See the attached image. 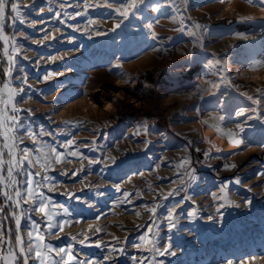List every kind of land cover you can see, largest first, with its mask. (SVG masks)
<instances>
[{
	"label": "rangeland",
	"instance_id": "rangeland-1",
	"mask_svg": "<svg viewBox=\"0 0 264 264\" xmlns=\"http://www.w3.org/2000/svg\"><path fill=\"white\" fill-rule=\"evenodd\" d=\"M124 2L9 0L0 96L16 92L6 124L32 163L14 168V204L0 127V264L9 245L20 257L18 236L33 245L28 264L37 243L53 249L49 264L61 248L64 264H264V0H144L127 18ZM194 67L197 89L159 84ZM120 82L123 98L106 106L101 92ZM41 194L51 220L33 204Z\"/></svg>",
	"mask_w": 264,
	"mask_h": 264
},
{
	"label": "snow or ice",
	"instance_id": "snow-or-ice-1",
	"mask_svg": "<svg viewBox=\"0 0 264 264\" xmlns=\"http://www.w3.org/2000/svg\"><path fill=\"white\" fill-rule=\"evenodd\" d=\"M249 2H251V0H249ZM49 3H51V0H49ZM144 0H125V2L122 4L121 8H117L116 12H118L120 15L124 16L125 18L128 17L129 13L127 11L128 8H133V9H139V4H143ZM9 4V0H0V30H2L3 28V24H4V19H5V9ZM107 7H111V5H106ZM157 11H159V9H156ZM11 11L15 13V17L19 18L21 13H20V7L18 3H11ZM135 14V13H133ZM57 15H59L57 13ZM182 23V21H180ZM117 28L120 27V25L118 24L116 26ZM149 28L152 27L151 24L148 25ZM197 27H199V25H197ZM115 30V29H113ZM179 31H182L183 29H178ZM153 36H155V34L153 33ZM0 38H4L5 40H7V37H2V32H0ZM11 59V57H10ZM11 74V69L9 70V75ZM5 91H7L8 96H7V101H5L3 99L2 96H0V105H7V104H12L13 101V97L16 95V92L14 89H11L8 87V85L4 86ZM249 99H251V97H249ZM12 111H19V109L15 108L14 104L12 106ZM6 107L5 108H0V116L4 117V119L0 120V127H4L7 121H15V117L14 116H6ZM221 119H223V117H221ZM11 129H9L10 131ZM241 131H243V128L241 127L240 129ZM5 135H7V133H5ZM29 135L33 136V139H35V134L33 133H29ZM229 135L231 136V133H229ZM234 143H240V141H233ZM53 152H55V149L52 150ZM23 158L19 161H17L15 159V156L11 153L10 151V155H12V159L9 161V166L7 169V176L10 178L9 179V184L7 186H11L17 183L15 177L13 176V168L14 166L19 167L22 166L24 163V160H28V163L31 164L32 161L28 158V150L24 149L23 150ZM71 155H77V153H70ZM60 157V153H56V158L59 159ZM37 163H39V160H37ZM45 167H47V165H44ZM29 176L32 175V173H28ZM36 175H39V173H37ZM194 178V177H193ZM27 183L29 185H31L32 180L27 181ZM237 183H239V181H237ZM0 185H4V180L0 179ZM6 186V187H7ZM27 193V197L28 199L25 200L24 202L27 203L28 200H32V198L34 196H36V192L33 188L29 187L26 190ZM2 195L7 199V200H13V195H9L8 191H3ZM22 195V193L20 191H16L14 193L15 197H20ZM126 195H130V193H126ZM169 195H171V193H169ZM166 198V197H165ZM15 203L17 205L20 204V200L17 199L15 200ZM33 204L35 205L36 209L43 212L45 214V216L51 220L53 217V213L46 211V198L43 197V195L41 194L39 197V200H33ZM3 211V208H0V212ZM150 211L153 212V214H155V208L151 209ZM65 213H67V209H65ZM137 215H139L137 213ZM169 219L171 220V217H169ZM67 223L66 221L61 222L60 224H49L48 227L49 229L52 228H56L59 227L61 231H63V224ZM16 224L19 227L20 224V219L19 217H16ZM174 224H170V227H174ZM54 234V233H53ZM33 233H29V238L31 239ZM2 239V238H0ZM73 240H75V237H72ZM141 239H145L144 237H142ZM38 240L39 241H43L44 240V236L43 235H38ZM81 243H84V241H80ZM17 244L19 245V253H20V257H22L23 259V264H28V260L29 257L27 255H24V253L27 251L28 253H32L34 251L33 245L29 244L27 246V248L24 247V241L21 237H17ZM100 245L97 244V247H99ZM139 246V245H137ZM169 247H171L169 245ZM47 251H53V249L46 244H42V243H37L35 245V258L39 261V264H49V258L46 255V252L44 250ZM157 251L159 252V249H157ZM61 254H65V255H70L69 252H66V250L64 248H61L57 251V255L61 256L60 261H56V260H51L50 264H64V259L63 256ZM163 254V253H160ZM171 255H175V253H170ZM17 256L16 252L12 249L11 245H9L8 250H7V256H5L3 259L5 260V264H15L16 260L18 258H20ZM72 260H75L76 257H71ZM78 264H84L83 261H79Z\"/></svg>",
	"mask_w": 264,
	"mask_h": 264
},
{
	"label": "bare ground",
	"instance_id": "bare-ground-1",
	"mask_svg": "<svg viewBox=\"0 0 264 264\" xmlns=\"http://www.w3.org/2000/svg\"><path fill=\"white\" fill-rule=\"evenodd\" d=\"M153 16L154 17H158V15H153ZM4 22H5V19H4ZM3 26H4V24H3ZM0 32H2V37H5V35L3 33V28H2V30H0ZM1 39L4 41V43L6 45L8 44L7 40H5L4 38H1ZM190 69H186V70H183V71H179L178 70L179 72L175 71L174 73H169V74L166 75V79H167L166 82L160 81L159 84H161L162 86H164V85L165 86H167V85L171 86V88H170L171 92L175 91V93H172L171 96H174V95H177V94L184 95L187 92H189L190 89L185 90V88L186 87L192 88V86H194V85H191V84L188 85V83L191 82L192 80H194V82H196L195 86L197 85L196 86V89H197L198 86L202 84V81L199 80L198 77L193 79V76H195L199 72L200 67H194L193 69H191V70ZM233 77H235V76H233ZM237 78H239V77H236V79ZM126 89H127V87H125V83L124 82H120L119 84H116L113 88H110V89H107V90H103L101 93H102L103 97H105L106 106L115 107L116 100H118L121 97L123 98ZM4 92H5V90H4ZM2 93H3V91H2ZM3 95L6 97L7 92L3 93ZM5 97H4V100L7 101V98H5ZM5 107H6V105H1V108H5ZM83 107L87 108L88 104L84 105ZM83 111H86V110H83ZM6 123H8V121ZM5 127H6V130H5ZM5 133H7V135H5ZM3 136L6 139V146H7L8 151L9 152L11 151V153L15 156V159L18 161V159H17L18 158V150L16 149L15 143H14V141L12 139V135H11L9 129H8V124H6V126H4V128H3ZM224 148H225L224 152H232V151L238 150L239 148H241V146L238 145V144H234V145L233 144H228ZM11 159H12V155H11L10 160ZM14 168H15V166H14ZM14 168H13V176L15 177ZM15 187H16V184L9 186V189H10L12 195H13L12 202L14 204H16L15 203L16 197L14 196V188ZM19 219H20V223H21V221H22L21 217Z\"/></svg>",
	"mask_w": 264,
	"mask_h": 264
},
{
	"label": "built area",
	"instance_id": "built-area-1",
	"mask_svg": "<svg viewBox=\"0 0 264 264\" xmlns=\"http://www.w3.org/2000/svg\"><path fill=\"white\" fill-rule=\"evenodd\" d=\"M232 96L234 99L241 101L245 104H250V105H252V104L254 105L260 101V96H249V95L243 94L241 92H233L232 91ZM249 97H251V99H249Z\"/></svg>",
	"mask_w": 264,
	"mask_h": 264
},
{
	"label": "trees",
	"instance_id": "trees-1",
	"mask_svg": "<svg viewBox=\"0 0 264 264\" xmlns=\"http://www.w3.org/2000/svg\"><path fill=\"white\" fill-rule=\"evenodd\" d=\"M8 222H9V224H10V228H12V231H13V227H12V225H13V221H12L11 219L8 218Z\"/></svg>",
	"mask_w": 264,
	"mask_h": 264
},
{
	"label": "water",
	"instance_id": "water-1",
	"mask_svg": "<svg viewBox=\"0 0 264 264\" xmlns=\"http://www.w3.org/2000/svg\"><path fill=\"white\" fill-rule=\"evenodd\" d=\"M5 11H6V9H5ZM19 197H16V200L18 199ZM19 227H20V225H19Z\"/></svg>",
	"mask_w": 264,
	"mask_h": 264
}]
</instances>
